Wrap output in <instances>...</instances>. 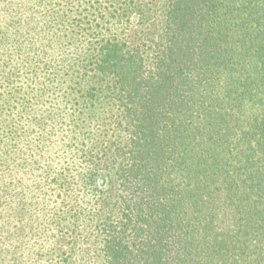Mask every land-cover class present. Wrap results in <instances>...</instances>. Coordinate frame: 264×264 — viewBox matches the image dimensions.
Wrapping results in <instances>:
<instances>
[{
    "label": "trees",
    "instance_id": "obj_1",
    "mask_svg": "<svg viewBox=\"0 0 264 264\" xmlns=\"http://www.w3.org/2000/svg\"><path fill=\"white\" fill-rule=\"evenodd\" d=\"M81 1L64 0L44 38L76 54L64 107L81 181L106 179L78 211L99 263L264 264V0H92L73 16ZM23 39L2 36L31 63ZM10 55L0 156L16 118Z\"/></svg>",
    "mask_w": 264,
    "mask_h": 264
},
{
    "label": "rangeland",
    "instance_id": "obj_2",
    "mask_svg": "<svg viewBox=\"0 0 264 264\" xmlns=\"http://www.w3.org/2000/svg\"><path fill=\"white\" fill-rule=\"evenodd\" d=\"M46 1L50 10L38 0L0 2V61L13 54L19 62L17 81L5 89L17 107L12 109L15 125L5 128L6 147L0 156V164H15L10 170L0 168V264H100L79 233L83 228L94 230L86 225L90 216L78 211L84 202H92L106 179H80L84 166L64 107V87L72 79L64 64L76 54L70 46L44 38L48 29L51 38L60 26L55 12L64 17V0ZM81 2L73 7V16L92 0ZM50 17L53 23L45 24ZM14 29L29 51L35 49L31 63L16 47L5 49L2 36L13 38ZM18 160L21 165H16Z\"/></svg>",
    "mask_w": 264,
    "mask_h": 264
}]
</instances>
